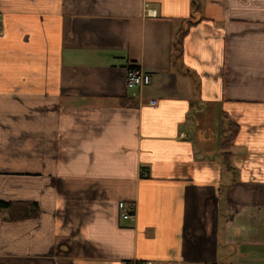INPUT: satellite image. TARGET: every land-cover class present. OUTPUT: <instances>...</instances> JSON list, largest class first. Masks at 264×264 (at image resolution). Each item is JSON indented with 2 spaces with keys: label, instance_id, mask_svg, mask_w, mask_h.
<instances>
[{
  "label": "crops",
  "instance_id": "1",
  "mask_svg": "<svg viewBox=\"0 0 264 264\" xmlns=\"http://www.w3.org/2000/svg\"><path fill=\"white\" fill-rule=\"evenodd\" d=\"M191 2L0 0V264H264V0Z\"/></svg>",
  "mask_w": 264,
  "mask_h": 264
},
{
  "label": "trees",
  "instance_id": "2",
  "mask_svg": "<svg viewBox=\"0 0 264 264\" xmlns=\"http://www.w3.org/2000/svg\"><path fill=\"white\" fill-rule=\"evenodd\" d=\"M201 0H192L191 2V17L194 18L196 15L201 16ZM201 18V17H200ZM188 25L193 24V20H187ZM187 33V29H182L176 36L173 47L174 50L178 53L182 49V43L185 34ZM237 132V127L232 124H228V126L222 130V148L225 151V155L228 156V149L230 143L233 141V138ZM225 198V194L223 192L220 193L219 199L223 201ZM37 210V206L35 203H26V202H5L0 200V218L8 221L21 220L25 218H29L34 214ZM224 217H222V220ZM223 222V221H222Z\"/></svg>",
  "mask_w": 264,
  "mask_h": 264
},
{
  "label": "built area",
  "instance_id": "3",
  "mask_svg": "<svg viewBox=\"0 0 264 264\" xmlns=\"http://www.w3.org/2000/svg\"><path fill=\"white\" fill-rule=\"evenodd\" d=\"M148 14L154 15L155 10L148 8ZM1 34V31H0ZM151 82V76L148 72L142 70L140 67L136 65H131L127 69L126 73V83L128 88H137V87H143ZM151 105L156 104L155 100H151L149 102ZM147 170L141 169L140 175H146ZM119 208L122 210L121 214L124 219L134 218L136 215V209L135 204L133 202H119ZM126 264H156L153 260H130ZM215 264V263H211Z\"/></svg>",
  "mask_w": 264,
  "mask_h": 264
}]
</instances>
